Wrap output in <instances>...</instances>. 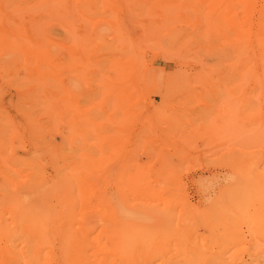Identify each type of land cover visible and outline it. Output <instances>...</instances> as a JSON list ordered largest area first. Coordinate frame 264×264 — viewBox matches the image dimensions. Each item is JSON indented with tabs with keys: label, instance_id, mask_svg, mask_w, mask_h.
<instances>
[{
	"label": "rangeland",
	"instance_id": "374dc122",
	"mask_svg": "<svg viewBox=\"0 0 264 264\" xmlns=\"http://www.w3.org/2000/svg\"><path fill=\"white\" fill-rule=\"evenodd\" d=\"M253 1L239 50L219 0H0V189L47 208L39 264L79 263L62 254L84 215L91 264H264Z\"/></svg>",
	"mask_w": 264,
	"mask_h": 264
},
{
	"label": "bare ground",
	"instance_id": "6f19581e",
	"mask_svg": "<svg viewBox=\"0 0 264 264\" xmlns=\"http://www.w3.org/2000/svg\"><path fill=\"white\" fill-rule=\"evenodd\" d=\"M218 1V0H217ZM219 1H221V3H224V7H222V13L224 14V16H223V14H222V16H223V20H225V21H227L226 23L227 24H230V26H231V28H232V30H233V33L234 34H232L231 36L233 37V40H232V43H231V45H233L232 47H234L235 49H236V47L240 50V49H242V47H244V45L246 44V42H247V40H248V37H249V35L251 34V32H250V29L249 28H246V26H245V24H248L249 23V21H250V18H251V16H250V8L251 7H253V5L255 4V3H253L254 1L253 0H219ZM241 11L242 13H243V16H241V15H239L240 17H242V19H240V18H238L237 17V11ZM226 14H227V17H226ZM262 19H264V5H262ZM219 22V21H218ZM221 22H224V21H221ZM220 23V22H219ZM225 23V22H224ZM222 24V23H221ZM224 25V24H223ZM259 28V31L257 32V33H254V36L256 37L255 39H257V37L259 36L260 37V44H261V48H262V51H264V25H262V27L261 26H259L258 27ZM219 35H220V33H219ZM218 38V37H217ZM217 42H218V40H217ZM213 44V43H212ZM184 47V46H183ZM219 51V50H218ZM179 80V79H178ZM43 180V179H42ZM41 179L39 180V181H37V182H35L33 185H32V187L30 188V189H26L25 190V192H28V193H32L33 191H35L37 188H39V187H42L41 185H42V183H43V181H42ZM52 182V181H51ZM47 183V182H46ZM45 183V184H46ZM49 183V182H48ZM46 185H48V184H46ZM50 185H51V183H50ZM44 187V186H43ZM67 187V186H66ZM64 188V187H63ZM67 190V189H66ZM0 192H1V197H0V206H2L6 201H8V204H9V206L10 207H14L13 209H1L0 208V241H5L6 242V244L8 245V243L9 244H12V243H16V245H17V243H18V248H13V249H7V251H6V253H5V255H2L1 256V258H0V264H18L19 263V261L21 260V256L22 257H24V258H26V259H28L29 261H30V264H39L38 263V260H37V257H43V256H41L43 253H41V249H42V247L43 246H41V248L40 249H37L36 248V242L37 241H39V239L37 240L36 239V237H38V235L36 234V233H34V224H36L37 223V220H36V223H33V219L34 218H32V217H34V214H37L38 215V213L40 212H45L46 210H47V208L46 209H25L22 205H21V200H17V204H19V205H16V199L13 197V195L11 194V193H9L6 189H4V188H1L0 189ZM65 193H68V192H65ZM67 195V194H66ZM61 196V195H60ZM64 196H65V194H64ZM68 196V195H67ZM41 203H42V205H43V200H39ZM70 201V200H69ZM85 201V200H84ZM61 202V201H60ZM79 202V201H78ZM46 203V202H45ZM45 206V205H44ZM49 208V207H48ZM51 208V207H50ZM61 208H63V207H61ZM8 210V211H7ZM51 210V209H50ZM57 210V209H56ZM59 210V209H58ZM61 210V209H60ZM63 210V209H62ZM66 210V212H69L70 211V209H64V211ZM68 210V211H67ZM73 211H70L71 213H68V215L69 214H72L73 212H75L76 214H77V212H79L78 214L80 215V214H83V213H85V212H87V209H72ZM55 211V210H54ZM63 211V212H64ZM50 212V211H49ZM58 212V214H59V211H57ZM62 212V211H61ZM60 212V213H61ZM81 212V213H80ZM83 212V213H82ZM75 213H73L72 215H74ZM13 215L10 219H11V224H12V228L13 229H11V231H10V229L8 230L7 229V224H5V223H3V221H2V218H1V215L3 216V215ZM42 214V213H41ZM46 214H47V212H46ZM46 214L44 215L45 217H47L46 216ZM75 214V215H76ZM77 214V215H78ZM36 215V216H37ZM49 215V214H48ZM52 216H53V213L51 214ZM61 215V214H60ZM71 215V216H72ZM74 215V216H75ZM50 217L49 216V218L51 219V218H53V217ZM71 216H67V218L69 217V220H70V217ZM81 216V215H80ZM80 216H77V217H75L77 220H75V221H79V218H80ZM4 217V216H3ZM37 217H39V216H37ZM82 217H83V215H82ZM43 218V217H42ZM42 218L40 217L39 219H41V222L43 221L42 220ZM48 218V217H47ZM59 218V217H58ZM62 218H63V216H62ZM84 218L85 219H83V223L82 222H80L81 220H82V218L80 219V226H78L79 227V229H81V231H80V238L82 239V242H83V245H84V247H82L81 246V244H79V242H78V239H80L79 237H77V236H74V237H70L71 238V240L72 241H70L71 243L72 242H74V243H72L71 245H69L71 248V250L70 249H68L69 250V252L66 254V253H64L63 252V254L62 255H67V257H66V259H65V262H66V260L67 259H77L78 261H79V263L78 264H91L90 263V255H89V249H88V245H89V237H90V231H89V227H88V221H86V219H87V217H85V215H84ZM45 221H46V219L45 218H43ZM49 219V220H50ZM60 219V218H59ZM49 220L47 219V224L49 223ZM68 220V221H69ZM71 220H72V222H73V219L71 218ZM71 220H70V223L71 224H68V225H72V222H71ZM45 221H43L44 222V224H42V226L41 227H43V229L45 228L46 230L48 229V227L50 226L51 227V225L49 224V226H43V225H45ZM51 221V220H50ZM60 221H62V220H60ZM75 221H74V223H75ZM35 222V221H34ZM78 222V223H79ZM39 223V222H38ZM37 223V225H39ZM53 223H54V220H53ZM78 223L76 222V224L78 225ZM10 224V223H9ZM8 224V225H9ZM58 224H60V223H58ZM75 224V225H76ZM41 225V224H40ZM61 225H62V223H61ZM33 226V227H32ZM65 226V225H64ZM62 227V228H65V227H68V226H65V227ZM9 227V226H8ZM47 227V228H46ZM49 227V228H50ZM72 227H74V226H72ZM71 227V228H72ZM36 228H38V226H36L35 227V229ZM57 228H60V227H57ZM62 228H60V229H62ZM76 227H74V229H75ZM41 229V228H40ZM60 229H58V232H59V230ZM66 229V228H65ZM42 230V229H41ZM40 230V231H41ZM46 230H44V231H46ZM67 230H68V228H67ZM38 231V229H36V232ZM48 231V230H47ZM50 231V230H49ZM62 230H60V235H61V233L63 234V231L61 232ZM69 232L70 231H72L71 229L70 230H68ZM75 231L77 232V229L76 230H74V233H75ZM78 231V232H79ZM56 232V231H55ZM47 233V232H46ZM50 233H52V232H50ZM73 232H71L70 233V235L72 234ZM73 233V234H74ZM65 234L66 233H64V236H65ZM73 234L71 235V236H73ZM78 234V233H77ZM76 234V235H77ZM39 235H41V232H40V234ZM47 235V234H46ZM66 235H68V232H67V234ZM62 236V235H61ZM79 236V235H78ZM45 237V236H44ZM50 237H52L53 238V236H50ZM56 237H57V235H56ZM55 237V238H56ZM68 237V236H67ZM46 238V237H45ZM47 238H48V235H47ZM54 238V239H55ZM58 238H59V233H58ZM69 238V237H68ZM43 239V238H42ZM50 239V238H49ZM60 239V238H59ZM58 239V240H59ZM80 239V240H81ZM44 240V239H43ZM46 240V239H45ZM44 240V241H45ZM52 240V242H53V239H51ZM56 240H57V238H56ZM61 240V239H60ZM59 240V241H60ZM63 240V239H62ZM77 241V242H76ZM46 242H48V241H46ZM51 242V243H52ZM61 242V241H60ZM63 242V241H62ZM67 242V241H66ZM65 242V243H66ZM76 242V243H75ZM81 242V243H82ZM50 243V241L48 242V244ZM45 244V243H44ZM63 244V243H62ZM38 245V244H37ZM42 245V244H41ZM51 245V244H50ZM57 245H58V248H60V246H59V243H57ZM46 246V245H45ZM39 247V246H38ZM49 246H47V248H48ZM51 247V246H50ZM66 247V246H65ZM64 247V248H65ZM10 250V251H9ZM48 250H50V248H48ZM48 250H44V251H48ZM65 250V249H64ZM67 250V251H68ZM58 251H59V249H58ZM61 251H63V248H62V250ZM74 251V252H73ZM52 252H53V248H52ZM60 252V251H59ZM48 253V252H47ZM50 253V256L51 255H53V253L51 254V252H49ZM57 254H55V256H56ZM61 255V254H60ZM54 256V255H53ZM53 256H51V258H53ZM54 256V257H55ZM46 257H48L49 258V255H47ZM45 257V258H46ZM60 257V256H59ZM23 259V258H22ZM54 259H57V256H56V258H54ZM42 260V259H41ZM50 261L52 260V259H49ZM60 260H64L63 259V256H61V259ZM59 260V261H60ZM49 261V262H50ZM51 262H53V264H55L54 263V261L52 260ZM50 262V263H51ZM57 262H58V260H57ZM65 262H63V263H65ZM21 263H22V261H21ZM49 263V264H50ZM20 264V263H19ZM28 264V263H27ZM42 264H44V263H42ZM46 264H48L47 262H46ZM57 264V263H56ZM61 264V263H60ZM76 264V263H75Z\"/></svg>",
	"mask_w": 264,
	"mask_h": 264
}]
</instances>
